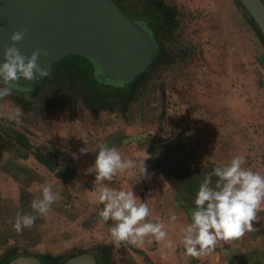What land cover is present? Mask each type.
<instances>
[{"label": "rangeland", "instance_id": "374dc122", "mask_svg": "<svg viewBox=\"0 0 264 264\" xmlns=\"http://www.w3.org/2000/svg\"><path fill=\"white\" fill-rule=\"evenodd\" d=\"M113 1L129 16L142 15L151 23L162 57L131 88L127 103L122 105L119 97L108 99V111L124 117L125 122L136 124L141 120L156 126L151 138L161 147L156 148L155 159L166 167L169 183L185 198L186 205L193 204V196L205 174L175 170L176 133L160 128L162 102L167 103L168 97L175 103L174 110L177 99L188 96L196 98L202 107L210 101L216 117L225 102L231 103L228 109L232 107L248 115L251 140L247 141L254 151L242 155L247 169L264 176V37L241 3L238 0ZM67 58L90 71L88 59ZM51 70L41 91L34 94L12 88V94L0 100V112L15 107L22 110L19 125L0 118V133L21 138L50 167V171L40 167L17 170L9 162L8 173L5 171L2 176L0 171V264H12L21 257H34L44 264H64L83 253L102 255L107 264H146L144 257L124 244L125 241L117 242L111 237L113 223L98 216L103 205L88 190L81 174L83 169L75 167V159L64 151L65 138H53L51 142L40 134L44 124L49 123L47 127L54 130L76 119L92 130L98 128L96 121L90 122V115L96 112L84 103L86 94L79 82L64 80L61 66ZM70 76L66 75V79ZM75 125L70 131L77 135L82 127L80 123ZM218 136L219 133L213 139L223 142ZM233 143L235 146L240 142L233 140ZM13 147L9 145V149ZM28 152H20L23 154H19L20 158L32 159ZM210 155L214 165L202 168L204 171L236 157L220 151ZM43 186L50 187L58 198L48 213L38 214L30 204L42 198ZM17 213L35 215L34 225L17 233L13 227ZM157 252L160 255V250Z\"/></svg>", "mask_w": 264, "mask_h": 264}, {"label": "crops", "instance_id": "0c3cea01", "mask_svg": "<svg viewBox=\"0 0 264 264\" xmlns=\"http://www.w3.org/2000/svg\"><path fill=\"white\" fill-rule=\"evenodd\" d=\"M261 2L264 5V0ZM195 100L196 98L191 99L188 96L178 98L175 110L173 109L175 103L169 97L167 103L162 102L161 131L176 133L174 140L178 156L176 171L184 170L193 175L202 172L206 175L211 171L209 169L204 171L202 168L213 167L210 155L212 152L220 151L224 154L243 156V153L248 154L254 151L253 145H249L247 141V139L251 140L248 115H243L238 110L234 111L232 107L228 109L227 105L231 103L225 102L223 107L219 108V115L216 117L212 114L210 101H206L202 107ZM90 116V122H97V129L92 130L85 125L84 127L83 121L76 119L75 122L67 121L63 127L60 126L54 130L47 127L49 123L44 124L43 127L41 124L40 128L43 129H40V134L43 137H49L51 142L53 138H65L64 151L75 159V167L83 169L81 174L91 193L99 192L105 186L123 191L132 190L138 197L137 203L144 202L149 206L150 215L145 218V222L163 223V230L167 232V238L164 241H158L148 235L142 242L134 243L127 240L124 244L142 255L144 260L146 257L150 264H264V202L256 212L251 230H246L239 237L218 239L210 251H206L199 257L189 256L181 241L184 230L191 223V213L195 209L194 200L190 207L186 205L185 198L181 197L169 183V172L166 167L155 159L154 155L159 145L152 140L151 135L156 126L141 120L136 124L125 122L124 117H118L108 110H101ZM78 123L82 128H79L75 135L70 128ZM44 131H47L48 135H45ZM217 133L220 135L219 138L222 137L220 140L223 142L213 139ZM76 138L80 140L77 141ZM233 140L240 143L234 146ZM244 141L246 145L243 144ZM10 144L14 146L12 149H9ZM104 144L115 147L122 159L133 162V167L123 172L118 171L111 180L97 183L93 165L96 152ZM162 144L160 142V145ZM20 152H27V150L0 133L2 176L5 171L8 173L9 162L17 170L34 167L48 169L33 155L32 159L24 160L23 156L20 158L19 154H22ZM143 161L147 169V178H143L140 174V165ZM243 166L248 168L246 163ZM193 197L195 198V195ZM173 215L176 217L174 221L171 220ZM111 222L114 226L115 221L111 220ZM168 241L172 242L171 247L168 246ZM157 250H160V255Z\"/></svg>", "mask_w": 264, "mask_h": 264}, {"label": "clouds", "instance_id": "9594fccd", "mask_svg": "<svg viewBox=\"0 0 264 264\" xmlns=\"http://www.w3.org/2000/svg\"><path fill=\"white\" fill-rule=\"evenodd\" d=\"M24 35V31L13 32L10 36L13 46L5 48L0 58V100L12 94L11 86L18 80L33 82L49 75V70L42 69L37 63L40 57L47 56V52L36 50L25 57L15 47ZM21 116L19 107L0 112V118L17 125L22 123ZM96 153L93 167L97 183L111 180L118 171L133 167V162L122 159L115 147L104 144ZM144 161L140 165V174L147 178ZM244 164L245 157L236 156L230 163L214 167L200 183L195 194L191 223L184 230L181 241L189 256L199 257L210 251L218 239L239 237L252 229L256 212L264 202V176L245 168ZM93 195L103 205L98 216L105 222L115 221L110 228V235L115 241L142 242L148 235L158 241L166 240L167 232L163 230V223L145 222V218L150 215L149 206L144 202L137 203L138 197L132 190L105 186ZM57 198L58 195L50 187L43 186L42 198L32 200L30 207L35 213L46 214ZM175 219L174 215L171 216V220ZM35 220L36 216L31 213H17L13 227L20 233L24 228H31ZM168 246H172L171 241H168Z\"/></svg>", "mask_w": 264, "mask_h": 264}, {"label": "water", "instance_id": "95a60500", "mask_svg": "<svg viewBox=\"0 0 264 264\" xmlns=\"http://www.w3.org/2000/svg\"><path fill=\"white\" fill-rule=\"evenodd\" d=\"M264 37V5L261 0H238ZM24 31L15 44L22 55L42 50L37 63L50 69L61 60L82 56L96 65L103 77L123 83L144 73L155 61L159 48L149 31L132 21L113 0H0V58L13 46L10 36ZM43 79L18 80L11 87L34 90ZM12 264H44L34 257H21ZM64 264H99L90 253Z\"/></svg>", "mask_w": 264, "mask_h": 264}, {"label": "trees", "instance_id": "16d2710c", "mask_svg": "<svg viewBox=\"0 0 264 264\" xmlns=\"http://www.w3.org/2000/svg\"><path fill=\"white\" fill-rule=\"evenodd\" d=\"M126 15L129 19H131L132 21L142 25L148 31H149V29L152 30V32H153V35H151L152 39H153L154 43L159 48L158 55H157V57L153 63H155L157 60H160L162 57V54L160 51V46H159L157 39H156L157 38L156 34L154 32L155 28L151 25V23H149L147 20H145V18L142 15H140V16L139 15L129 16L128 14H126ZM84 58L85 57H83V59ZM85 59L87 60L88 58H85ZM87 62L89 64V69H90L89 72L80 68L76 63L68 61V58L61 60L60 62L53 65L51 68L53 70V69H56V68L61 66V70H62L64 80H66L68 83H71L70 80L72 81V79L74 81H76L77 83L79 82V86H81V88H83L82 90L86 94L83 97V101L88 106V108L92 109V111H94V112H98L101 110H108L109 109L108 104H107L108 99H110L112 97H119L120 103L122 105L127 103V101L130 98L131 88H133L135 83L138 80H140L144 76V73H145L144 72L141 75L134 77V78H132L126 82H123V83H113V82L106 80L103 77V75L100 74V72L98 71V69H97V67L93 61L88 59ZM51 68H50V70H51ZM69 74L71 75L70 79L69 78L66 79V75H69ZM47 82H48V79H47V77H45L43 82L41 83V85L34 90H20V89H15V88L14 89L16 91L33 92L35 94L36 92L41 91L47 85ZM3 134L7 138L15 141L18 146L29 151L37 159V161L39 163L45 165L46 168L50 169L49 165L46 164L43 161V159H41L39 156L34 154V150L30 147V145H28L27 143H24L21 138L19 140L18 138H15L14 136H12L6 132H3ZM98 251L101 254V251L100 250H98ZM95 258L99 264H103V262L105 264H107L106 259H104L102 255H100V257L96 256ZM102 260H104V261H102ZM145 262H146V264H150L146 257H145Z\"/></svg>", "mask_w": 264, "mask_h": 264}, {"label": "flooded vegetation", "instance_id": "af4514ba", "mask_svg": "<svg viewBox=\"0 0 264 264\" xmlns=\"http://www.w3.org/2000/svg\"><path fill=\"white\" fill-rule=\"evenodd\" d=\"M149 33H150V35H153V32H152V30H150V29H149ZM151 37H152V36H151Z\"/></svg>", "mask_w": 264, "mask_h": 264}]
</instances>
